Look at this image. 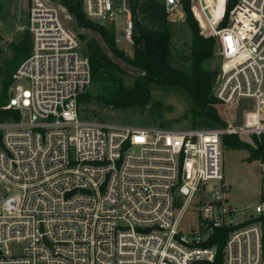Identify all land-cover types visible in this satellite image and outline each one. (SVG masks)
Listing matches in <instances>:
<instances>
[{"label":"built area","instance_id":"built-area-1","mask_svg":"<svg viewBox=\"0 0 264 264\" xmlns=\"http://www.w3.org/2000/svg\"><path fill=\"white\" fill-rule=\"evenodd\" d=\"M80 2L95 22L121 18L133 44L128 0ZM164 6L176 12L183 0ZM194 6L201 33L217 41L213 94L227 124L171 129L82 119L89 58L58 9L33 0L32 52L13 72L4 105L19 114L0 121V264H264L254 215L264 206L250 202L254 214L239 220L221 195L222 137L264 132V0ZM244 98L253 107L234 126ZM204 191L212 197L201 204ZM224 227L221 252L203 245Z\"/></svg>","mask_w":264,"mask_h":264},{"label":"trees","instance_id":"trees-1","mask_svg":"<svg viewBox=\"0 0 264 264\" xmlns=\"http://www.w3.org/2000/svg\"><path fill=\"white\" fill-rule=\"evenodd\" d=\"M77 19L80 27L96 32L99 38L89 33H79L84 41V52L91 65V82L100 94L97 99L114 109L133 106H145L151 100V91L155 86L179 87L190 97L193 106L188 109L192 122L197 124L200 118L207 127L226 125L215 103L219 100L213 94L219 67L211 66L218 53L215 37L201 33L197 18L191 9V0H183L184 21L190 30L188 52L179 51V58L190 64V72L174 67L169 62L173 29L165 15L162 27H145L137 24L133 33V53L130 55L117 44V32L111 23L95 22L87 18L80 0H60ZM134 16L136 9L133 0H128ZM31 35V32H30ZM105 45L107 50L104 48ZM32 35L13 48L12 55L4 60L1 72L4 76L0 93V121L18 117V111L6 109L8 88L12 83V74L18 64L31 54ZM2 50L0 49V52ZM138 70L133 83L126 84V69L115 59ZM220 66V63H219ZM86 92V91H85ZM83 92L81 97L85 95ZM187 112V113H188ZM238 134H225L222 137L223 147L248 150V160L264 163V132L251 133L252 142L246 141ZM227 228H219L203 245L217 244L219 252L227 235Z\"/></svg>","mask_w":264,"mask_h":264},{"label":"rangeland","instance_id":"rangeland-1","mask_svg":"<svg viewBox=\"0 0 264 264\" xmlns=\"http://www.w3.org/2000/svg\"><path fill=\"white\" fill-rule=\"evenodd\" d=\"M47 1L52 3L58 9L62 21L77 35L80 40V49L85 53L84 41L80 39L79 33L87 32L98 38L99 35L92 30L80 27L77 24L75 16L60 0ZM155 1L156 0H153V2ZM32 2L33 0H0V49L2 50L0 52V93L2 91L1 80L4 78L1 72L4 60L12 55L15 46L26 40V37H31L29 30V8ZM162 2L164 3V0H162ZM194 4L195 0H191V9L196 17L197 14ZM184 15V9L182 6H178L176 12L167 13V18L173 29L169 62L174 67L182 69L185 72H190V64L179 58V51L181 49L188 52V44L190 43L191 38L190 30L184 21ZM121 22L122 19L118 18V23L115 26L117 32V44L120 48L124 49L131 55L133 53V44L124 39L120 25ZM198 23L199 26L202 25L200 19H198ZM102 45L107 50L103 43ZM115 59L126 69L128 74L125 76V82L126 84L131 85L138 70L126 64L121 59ZM219 63L220 57L219 53H217L214 60L211 62V66H218L220 68ZM10 86L8 88V94ZM99 94L100 93L95 90V86L91 82L85 95L81 97L82 101L78 102L80 117L82 119L100 120L115 125L165 127L171 129L207 127L198 117L196 118L197 124H193L192 116L188 112V109L193 106L192 101L189 95L179 87L155 86L151 91L152 97L147 105L142 107H127L124 109H114L104 105L97 99V95ZM215 107L219 114L224 117L226 113L224 105L217 102L215 103ZM240 137L249 142L253 141L251 134L241 135ZM247 154V150L243 148L234 151H231L230 148H222V173L225 176V179L223 181L221 195L223 200L227 201L230 206L237 208L235 217L239 220H244L248 218V216L254 214V209L249 207V204L250 202L259 203L261 198L262 180L258 175L263 173L264 163L261 165L258 160H245L240 163L239 158ZM232 160L234 162H232ZM241 173L251 175L249 181L243 182L239 179L238 175ZM229 176H234L231 187H228ZM211 197V192L204 191L203 195L199 197V203L206 204L211 200ZM195 203H197V201ZM254 215L259 217L264 229V214ZM190 216H192L191 212L186 213L183 219V224Z\"/></svg>","mask_w":264,"mask_h":264},{"label":"crops","instance_id":"crops-1","mask_svg":"<svg viewBox=\"0 0 264 264\" xmlns=\"http://www.w3.org/2000/svg\"><path fill=\"white\" fill-rule=\"evenodd\" d=\"M135 9H136V23L141 24L145 27H162L165 21V15H166V9L164 6V3L162 0H156L153 2V0H133ZM236 149H231V151H234ZM248 152V150H247ZM249 153L247 155H244L243 157L239 158L240 163L244 162L245 160H248ZM232 162H234L232 160ZM260 162V161H259ZM261 165H263L262 162H260ZM258 176L261 177L262 180V189L260 193V203L264 206V171L263 173L259 174ZM228 179V187H231L233 182V177L229 176ZM251 175L246 173H241L238 175V178L241 179L243 182L249 181ZM225 179V176L223 175V181Z\"/></svg>","mask_w":264,"mask_h":264},{"label":"water","instance_id":"water-1","mask_svg":"<svg viewBox=\"0 0 264 264\" xmlns=\"http://www.w3.org/2000/svg\"><path fill=\"white\" fill-rule=\"evenodd\" d=\"M0 38H1V33H0ZM253 107V100L250 98H244L242 99L239 104L237 105L236 108V118L235 121L233 122L234 126H240L243 124V111L244 109H252Z\"/></svg>","mask_w":264,"mask_h":264}]
</instances>
